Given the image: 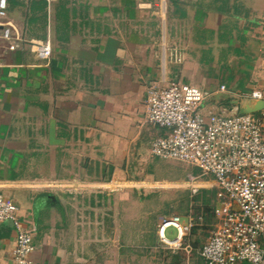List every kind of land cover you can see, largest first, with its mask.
<instances>
[{"label": "crops", "instance_id": "obj_1", "mask_svg": "<svg viewBox=\"0 0 264 264\" xmlns=\"http://www.w3.org/2000/svg\"><path fill=\"white\" fill-rule=\"evenodd\" d=\"M5 20L52 47L49 60L0 48V192L34 230L30 264H206V238L163 246L143 203L189 200L196 219L216 191L206 177L192 196L199 170L151 155L169 132L147 122L148 91L264 86V0H8ZM14 249L13 231L0 264H17Z\"/></svg>", "mask_w": 264, "mask_h": 264}, {"label": "built area", "instance_id": "obj_2", "mask_svg": "<svg viewBox=\"0 0 264 264\" xmlns=\"http://www.w3.org/2000/svg\"><path fill=\"white\" fill-rule=\"evenodd\" d=\"M7 9L8 0H0V48L28 50L40 60H49L50 40L21 37L5 20ZM173 55L176 61H182L177 49ZM220 91L233 95V100L264 102L261 91L232 94L225 86ZM209 97L204 90L180 81L149 88L147 122L169 132L152 142L151 155L198 169V175L191 174L187 179L192 196L199 193L201 179L214 180L217 203L213 216L218 222L199 250L206 264H264V110L233 117L206 114ZM18 211V206L0 192V226L14 223L13 259L17 264H30L34 230L25 227ZM199 222H203L202 215L195 219L190 214L185 224L177 215L161 218L158 236L162 245L169 249L181 247ZM170 227L177 231L174 240L166 237Z\"/></svg>", "mask_w": 264, "mask_h": 264}, {"label": "rangeland", "instance_id": "obj_3", "mask_svg": "<svg viewBox=\"0 0 264 264\" xmlns=\"http://www.w3.org/2000/svg\"><path fill=\"white\" fill-rule=\"evenodd\" d=\"M252 91H261L264 92V86H261L259 84H253L252 82H249L248 84H246V88L244 90V93H250ZM173 169V168H172ZM174 172H177L174 170ZM131 181L133 182V179H131ZM144 181V180H143ZM195 198V197H194ZM193 198V200H194ZM143 199V203H146L147 207L149 209H147V213L151 212V216H158V219L160 220L163 217H171L174 216L175 214H179L181 215L182 213L185 214V216L188 215V205H189V200H187L184 202H177L174 201V199H168V197L166 196V194H162L159 196H156V194L150 195V197H142ZM192 200V201H193ZM214 198L213 196H204L203 200H202V204L204 207H206V215H204V220L201 223V227L199 228V230L197 229H193L190 234L188 236H194L196 238L200 237L201 238H208L209 234L212 231V227L214 224H216L218 221L215 217H211L212 213H213V208L216 205V203H213ZM194 202V201H193ZM209 206V207H208ZM212 212H211V211ZM197 214L198 212H193L192 209L190 208V214ZM188 217V216H187ZM211 227V228H210ZM166 237L170 240H174L177 237V231L175 228H168L166 230ZM199 239V240H200Z\"/></svg>", "mask_w": 264, "mask_h": 264}, {"label": "water", "instance_id": "obj_4", "mask_svg": "<svg viewBox=\"0 0 264 264\" xmlns=\"http://www.w3.org/2000/svg\"><path fill=\"white\" fill-rule=\"evenodd\" d=\"M208 103H223V107H225L228 114L221 108L218 113L223 117H233L236 115H254L264 110V102H258L255 100H233L230 99L228 94L218 93L207 99ZM206 105V104H205ZM14 223L12 221H8L6 225L0 226V242L3 240H10L13 234Z\"/></svg>", "mask_w": 264, "mask_h": 264}, {"label": "trees", "instance_id": "obj_5", "mask_svg": "<svg viewBox=\"0 0 264 264\" xmlns=\"http://www.w3.org/2000/svg\"><path fill=\"white\" fill-rule=\"evenodd\" d=\"M205 197H206V199H207V196H205ZM202 203H203V202H202ZM208 207H209V206H208ZM205 209H206V207H204L203 210H201V212H200V213L203 212V220H204V215H206V210H205ZM210 211H211V210H210ZM211 212H212V211H211ZM211 217H212V218L214 217V216H213V213H212V216H211ZM210 228H211V227H210Z\"/></svg>", "mask_w": 264, "mask_h": 264}]
</instances>
